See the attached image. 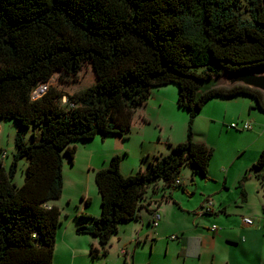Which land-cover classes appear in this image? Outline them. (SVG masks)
Wrapping results in <instances>:
<instances>
[{
	"label": "trees",
	"instance_id": "16d2710c",
	"mask_svg": "<svg viewBox=\"0 0 264 264\" xmlns=\"http://www.w3.org/2000/svg\"><path fill=\"white\" fill-rule=\"evenodd\" d=\"M86 63L91 85L71 94L47 85L55 72L59 83L74 81ZM263 68L264 0H0V118L39 130L31 144L15 136L7 169L0 156V264H52L60 211L47 204L61 195L62 155L71 162L75 153L70 142L126 139L136 108L168 84L177 86L176 105L189 118L185 140L146 169L124 176L112 156L94 173L100 214L80 213L91 223L76 233L97 239L100 251L89 247L95 259L120 223L139 217L148 189L166 200L186 164L207 176L213 149L194 142L191 130L207 101L246 96L264 113L260 91L214 86L224 72ZM41 84L46 90L32 98ZM21 158L24 181L16 186ZM249 169L264 180V146Z\"/></svg>",
	"mask_w": 264,
	"mask_h": 264
},
{
	"label": "crops",
	"instance_id": "0c3cea01",
	"mask_svg": "<svg viewBox=\"0 0 264 264\" xmlns=\"http://www.w3.org/2000/svg\"><path fill=\"white\" fill-rule=\"evenodd\" d=\"M165 86L167 85L151 90L148 99L139 106L143 112L161 107ZM230 107L235 113L233 116L227 117V108ZM253 107V100L246 96L213 98L202 106L203 111L201 110L200 114L219 126V132L223 125L227 128L226 133L233 135H237V133L230 132L228 125L248 119L252 123L250 130H233L241 133L239 138L248 139L247 148L253 147L259 153L264 146V136L258 134L253 128L257 125L261 126L264 119L260 117V114L264 113ZM145 118H141L142 122L148 123L149 120ZM105 138H101V140ZM161 141L166 142L167 154L172 140L167 137L166 141L164 139ZM236 150L243 153L245 148H236ZM151 155V160H147V163L151 162L154 157L164 154L153 152ZM255 160L251 162V165ZM106 161L107 159L102 157L99 163L98 161L90 163L87 166L88 173L90 171L94 173L107 167L103 165ZM181 170L178 176L180 188L168 190L166 200L161 198L159 192L153 193L148 189L143 199L140 200L139 217L129 223H120L130 224L128 230L131 234L135 232V237L126 240L121 236L126 232V229H123L121 233L117 228V232L113 235L116 238L115 241L109 239L108 242L110 246H113L112 250L109 252L107 246L106 253L98 254L95 259L100 256L107 257L104 259V262L107 263L111 254H117L116 260L122 261V264H264V180L257 179L256 173L250 169L229 168L221 169L222 172H218L216 177L209 174V171L207 176L203 177L192 173L191 170L190 184H186L180 177ZM120 172L127 175L122 169ZM244 175L247 178L240 187L239 181ZM62 181L60 197L47 204V206L57 207L60 212L63 210V202L66 205L70 202L69 198H64L65 172L63 163ZM160 184L158 183V185ZM197 191L198 198L196 197ZM242 192L244 193L243 197ZM183 194L185 196H182ZM80 197L82 201L80 212L92 217L99 216L100 210L96 213L86 210L91 198L87 195ZM205 201L212 203V213L202 211V204ZM153 213L159 216L156 226L151 223ZM72 214L67 213L66 215L70 217ZM243 217L251 218L252 224L245 225L242 222ZM90 223V219L88 221L82 219V222L76 224L74 231L69 226L62 229L57 227L52 264H80L84 252L88 251L90 255V246L100 251L95 237L76 233L78 226ZM170 236H175V239H169ZM157 241L165 242L162 256L155 250ZM148 242L150 253L139 252V246ZM160 256L161 258H159Z\"/></svg>",
	"mask_w": 264,
	"mask_h": 264
},
{
	"label": "rangeland",
	"instance_id": "374dc122",
	"mask_svg": "<svg viewBox=\"0 0 264 264\" xmlns=\"http://www.w3.org/2000/svg\"><path fill=\"white\" fill-rule=\"evenodd\" d=\"M94 80L95 77L93 71L90 65L86 63L82 66L74 81L69 83H59L58 72H55L47 85L56 88L62 93L71 94L91 85ZM164 88L166 90L160 108L155 107L154 109H148L145 112H143V109L140 107L136 108L133 114L129 134L126 139H123L118 135H108L104 140H101L100 136H96L89 141L70 142L69 145L75 147L73 160L70 162L65 154L62 155L63 169L65 172L64 198H69L70 202L68 205L63 202L64 211L62 210L60 212L59 219L61 223L58 225L61 229L69 226V228L71 227L72 231H74L75 226H77L76 224L82 222V219L78 217L81 213L80 208L82 207V201L80 200L81 195H87L91 198L90 204L86 208L88 212L96 213L100 210L99 195L94 184L93 174L95 172L92 173V171H90L88 173L87 171V166H89L90 163L93 164L95 161H98L99 163L102 160V157H105V160L107 159V161L103 163V165L107 166L109 159L112 156H119V169L125 171V174L130 175L139 169H146L148 164L147 160H151V154L153 152L166 154V142L161 141L162 139L166 141L168 137V139L172 140V145L185 140L189 118L187 111L178 108L176 105L178 88L174 84H168ZM63 101H65V99H63ZM232 109L233 108L231 107L229 109L227 108V117L234 115L235 111ZM201 110L193 119L191 130L194 142L205 143L213 149L212 158L208 166L209 174L216 177L218 172H222L221 169H249L251 162L258 157L259 153H257L253 147L247 148L248 139L239 138L241 133L235 132L233 129H230L229 131L235 134L237 133V135L231 133L227 134V128L223 125H221L222 130L219 132V126H216V124L202 116L200 114ZM260 115V117L264 119V114ZM142 117H146L145 119L149 120L147 121L148 123H143L141 120ZM246 120L248 121V119ZM248 122L252 126L251 121ZM253 130L264 136V120L261 126H254ZM33 134L35 135L36 140H38L39 130L37 128L34 129L32 126L22 127L14 120L0 118V156L1 153H4L3 157L1 156V159L6 169L9 167L13 160V156L16 153V147L14 144L15 136L19 135L26 143L31 144L33 142ZM236 148H245V151L243 153L238 152ZM25 168L26 160L24 158L19 159L12 178L16 186H21L23 184ZM180 169H182L180 177L186 184H190L189 179L192 168L186 164ZM196 180L198 179L196 178ZM198 195L197 191V198ZM182 196H185V194ZM67 213L73 214L69 217L66 215ZM128 227H130V224H119L118 227V232L126 229V232H121V236L126 240L135 237V232H132L131 234ZM110 239L115 241L116 238L115 236H111ZM164 244L165 242L157 241V245L155 246V250L161 256L163 255ZM112 248L113 246H110L109 243L107 250L110 252ZM138 251H143L146 254H149V242L143 246H139ZM116 256L117 254H111L108 257V262L105 263L104 259L107 257L104 258L100 256L97 259L92 260L88 251H86V253L84 252L82 254L80 264H122V261L119 262L116 260ZM161 256L159 258H161Z\"/></svg>",
	"mask_w": 264,
	"mask_h": 264
},
{
	"label": "water",
	"instance_id": "95a60500",
	"mask_svg": "<svg viewBox=\"0 0 264 264\" xmlns=\"http://www.w3.org/2000/svg\"><path fill=\"white\" fill-rule=\"evenodd\" d=\"M236 85L260 91L264 96V68L254 72H224L214 81V86L233 87Z\"/></svg>",
	"mask_w": 264,
	"mask_h": 264
},
{
	"label": "built area",
	"instance_id": "2783aa9c",
	"mask_svg": "<svg viewBox=\"0 0 264 264\" xmlns=\"http://www.w3.org/2000/svg\"><path fill=\"white\" fill-rule=\"evenodd\" d=\"M46 90V85L45 84H41L39 85L33 92H32V98H36L39 95H41L44 91ZM229 129H234V130H238V131H248L251 129V124L248 121H241L239 123H230L228 125ZM4 153L1 154V156L3 157ZM180 185V181L179 179L175 180L173 183V186H179ZM202 211L204 213H212L213 212V206L212 203L210 201H205L204 204H202ZM159 216L156 213L152 214V225L156 226L157 222H158ZM242 222L245 225H251L252 224V219L249 217H243L242 218ZM213 229H215V227H212ZM169 239H175V236H170Z\"/></svg>",
	"mask_w": 264,
	"mask_h": 264
}]
</instances>
